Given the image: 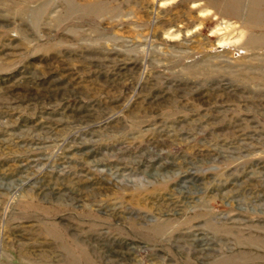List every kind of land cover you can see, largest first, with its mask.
Returning <instances> with one entry per match:
<instances>
[{"label": "rangeland", "instance_id": "1", "mask_svg": "<svg viewBox=\"0 0 264 264\" xmlns=\"http://www.w3.org/2000/svg\"><path fill=\"white\" fill-rule=\"evenodd\" d=\"M0 264H264V0H0Z\"/></svg>", "mask_w": 264, "mask_h": 264}]
</instances>
